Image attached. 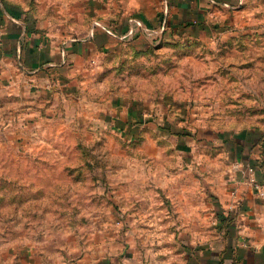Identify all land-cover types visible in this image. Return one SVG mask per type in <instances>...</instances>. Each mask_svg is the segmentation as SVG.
<instances>
[{"label":"rangeland","instance_id":"374dc122","mask_svg":"<svg viewBox=\"0 0 264 264\" xmlns=\"http://www.w3.org/2000/svg\"><path fill=\"white\" fill-rule=\"evenodd\" d=\"M28 1L56 13L60 0ZM244 6L223 35L132 40L105 56L103 68L93 63L80 73L83 84L69 106L0 94V264H69L94 224L124 232L140 221L143 205H168L153 184L148 189L158 193L142 197L145 173L188 172L192 155V174H199L202 140L212 143L243 125L264 127V0ZM53 24L79 34L90 23L64 17ZM134 103L142 109L130 117L133 134L122 124Z\"/></svg>","mask_w":264,"mask_h":264},{"label":"crops","instance_id":"0c3cea01","mask_svg":"<svg viewBox=\"0 0 264 264\" xmlns=\"http://www.w3.org/2000/svg\"><path fill=\"white\" fill-rule=\"evenodd\" d=\"M245 1L60 0L58 11L48 13L34 8L32 1L0 0V94L29 104L48 97L69 106L76 103L83 84L80 73L93 63L104 66L105 56L132 40L175 42L223 35V25L237 22ZM64 17L90 24L79 34H69L53 24ZM141 109L134 103L125 113L122 126L127 133L134 134L130 117L140 116ZM143 129L140 124L138 131ZM215 139L200 143L206 154L196 163L199 174H192V155H186L188 172L162 173L159 168L142 176L147 186L142 197L149 192L154 197L158 187L168 205H143L140 221L124 232L110 222L94 224L90 230L95 233L84 239L86 248L68 255L66 262L264 264V127L253 123L226 129ZM208 152L216 156L210 158ZM151 184L155 189H148ZM165 213L168 217L161 216ZM192 214L201 219L192 221ZM211 214L213 220H206ZM176 216L183 220L178 227ZM51 258L56 262L58 257Z\"/></svg>","mask_w":264,"mask_h":264},{"label":"built area","instance_id":"2783aa9c","mask_svg":"<svg viewBox=\"0 0 264 264\" xmlns=\"http://www.w3.org/2000/svg\"><path fill=\"white\" fill-rule=\"evenodd\" d=\"M251 181L255 184V186H256L257 188H259V186H258L257 181H256L255 178L252 177V178H251ZM263 192H264V191H263ZM263 192H262V194H264Z\"/></svg>","mask_w":264,"mask_h":264}]
</instances>
